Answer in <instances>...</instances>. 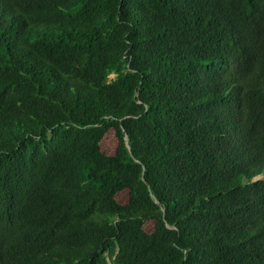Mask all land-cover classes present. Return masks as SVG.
I'll list each match as a JSON object with an SVG mask.
<instances>
[{"label": "trees", "instance_id": "trees-1", "mask_svg": "<svg viewBox=\"0 0 264 264\" xmlns=\"http://www.w3.org/2000/svg\"><path fill=\"white\" fill-rule=\"evenodd\" d=\"M260 176L264 0H0V264H264Z\"/></svg>", "mask_w": 264, "mask_h": 264}, {"label": "rangeland", "instance_id": "rangeland-1", "mask_svg": "<svg viewBox=\"0 0 264 264\" xmlns=\"http://www.w3.org/2000/svg\"><path fill=\"white\" fill-rule=\"evenodd\" d=\"M110 78H114V76L111 75ZM116 145L117 142L113 131H109L100 144L102 152L107 155L114 153ZM259 178L264 179V176H260Z\"/></svg>", "mask_w": 264, "mask_h": 264}]
</instances>
